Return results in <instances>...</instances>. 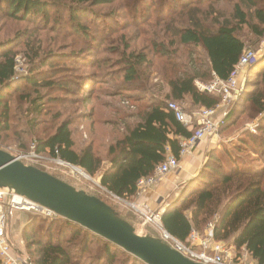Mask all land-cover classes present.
Masks as SVG:
<instances>
[{"label": "trees", "instance_id": "1", "mask_svg": "<svg viewBox=\"0 0 264 264\" xmlns=\"http://www.w3.org/2000/svg\"><path fill=\"white\" fill-rule=\"evenodd\" d=\"M117 1L120 0H70L69 4L63 5L60 0H0V9H5L10 18L34 23L33 26L18 31L11 40L0 41V143L9 141L11 119L14 117L12 92H18L21 86L17 84L24 82L19 98L26 104L24 123L29 129L28 135L36 138V152L49 153L52 157L81 167L91 177L98 176L99 184L108 193L130 201L138 193L139 181L152 176L156 168L166 160L169 151L180 158L181 140L191 137L198 127L197 124L189 127L178 121L174 112L169 110V103L176 102L186 113H194V110L198 111L204 107L215 108L221 102L220 94L200 90L197 82L209 84L216 78L227 81L233 75L236 65L248 48L246 41L238 33L239 29L248 26L249 31L255 36L254 43H258L264 37V0H235L232 18L225 15L219 18L214 12H205V15L198 18L189 10L188 21L180 18L179 26L175 25V20L165 21L167 23L165 30H173L175 33L167 43L161 42L155 46L161 48V54L168 57L165 64L167 73L164 76L167 91L162 96L152 95L149 102L142 105L143 97L140 94H127L122 100V105L127 110L136 108L137 111H116V114L122 118L113 121L124 122L125 129L120 137L115 138L105 147L100 148L94 140H82L81 134H75L74 123L68 118L62 119L61 112L53 113L51 119L44 122L51 125L50 131L38 132L37 127L42 124L47 109L44 89H60L69 93L74 89L53 79L66 68L60 63L52 67L53 60L58 59L57 57L64 58L69 54H61L44 46V41L38 34L41 25L37 21L43 18L49 22V10L53 8L67 9V18L72 27L88 40L91 38L90 31L80 19L91 13L86 9L87 5H108ZM181 3L187 11L188 4L192 2L182 0ZM62 19L63 16L58 14L56 22L59 23ZM22 43L25 44L30 70L28 75L17 80L16 57L19 50L15 46ZM177 44L187 48L201 47L204 51V59L189 51L188 61L183 62L176 51H170ZM82 52L83 50L78 53L72 52L68 57H74L71 58L72 61L79 59L84 61L83 55L75 57ZM84 63L93 66L100 64L98 60L96 64L92 60H85ZM117 64L123 65L124 82L120 88L106 92V95L111 97L122 95L121 89L130 91L126 85L142 77L140 69L143 66L150 69L153 65L148 55L143 52H128V54L124 52ZM45 67L51 68L42 72L41 69ZM248 69L253 77L249 82L247 80V90L241 94L242 97L236 98L233 113L240 107L246 106V110L241 114L249 112V119L263 115L264 121V52L249 65ZM103 73L95 71L84 77L72 78V83L79 88L78 91L84 92L82 101L87 106L91 105V109L83 117L91 120L92 124L95 123L97 103L101 98V93L95 88L94 82L106 83L110 75L111 78L116 79V73L111 74L108 71ZM142 78H144L143 82L149 83L151 80ZM58 100V98L52 99V101ZM187 100L192 107L190 110L183 105ZM93 101L95 102L92 103ZM141 106L144 107L140 110ZM233 113L230 112L223 120L219 129L221 132H225L233 121ZM132 118H136V122L128 123ZM235 123L236 121H233L231 125ZM258 129L260 132L264 131V124L259 125ZM241 141H243L242 149L254 145L250 137ZM261 147L260 150L255 148L259 150L257 156L260 157L261 164L248 160L241 154L242 151H234L237 157L229 154L232 158L226 152H221L218 158L223 160V155L229 157L226 163L211 158L209 165L203 166L191 179L188 187H184L182 195L187 197L174 200L165 208L162 221L166 230L186 242L193 229L204 233L209 221L219 214L214 225V238L232 243L239 251L245 247L256 264H263L264 138ZM36 167L46 171L40 166ZM50 174L69 183L63 176ZM88 194L106 202L120 218L135 228L130 219L122 215L110 200L98 194ZM187 210H190V215L187 214ZM28 215L30 218L23 226L25 236L23 240L33 264H83V255L87 253L91 254V264L103 262L104 264H145L114 243L62 216L49 217L35 213ZM75 248L78 252L73 254ZM94 251L97 254L92 256ZM0 264H2L1 260Z\"/></svg>", "mask_w": 264, "mask_h": 264}, {"label": "rangeland", "instance_id": "2", "mask_svg": "<svg viewBox=\"0 0 264 264\" xmlns=\"http://www.w3.org/2000/svg\"><path fill=\"white\" fill-rule=\"evenodd\" d=\"M61 4H69L70 0H60ZM182 0H120L108 5L92 6L87 5V8L91 13H88L86 17H82L81 23L88 26L91 34V38L86 40L82 37L76 30L72 27L67 15V9H51L49 22L40 18L37 22L41 25L38 32L39 36L44 41V46L47 48H52V50H57L61 54H71L72 52H79L83 50L81 55H76L75 57L84 56L85 60H92L96 64V60L100 62L99 66H95L84 63L83 59L77 61H72L71 58L74 57H57L54 59V65L61 64L66 66L62 73L54 76L53 79L56 82L64 83V86H72L74 91L69 93L66 90H50L45 88L46 92V103L47 109L45 115L42 119V124L37 127V131L42 133L44 131H50L51 125L44 123L51 119V116L55 112H61L63 114L62 119L68 118L74 123V131L76 135L81 134L82 140H94L98 146L105 147V145L111 143L115 138L120 137L124 132V122L118 123L117 121L122 117L116 114L117 110H127L126 107L122 105V100L127 97V94H136L143 97L142 104L149 102L152 95L162 96L167 91L166 82L164 79L167 73L165 64L167 61L166 56L161 54V48L155 46L157 43L165 42L174 35L173 30H165L167 28V23L165 21L172 20L175 22L176 26H179V19L184 20L189 19L188 11L195 13L198 18L205 15V12H214L219 18L226 17L232 18L233 6L235 0H191L192 3L188 4V10L182 7ZM190 8V9H189ZM94 12V13H92ZM61 15L64 19L60 22H56L57 16ZM162 18V19H161ZM188 21V20H187ZM34 23L29 21L20 22L9 17L5 9H0V41L3 42L7 39L11 40L18 31H22L25 28L33 26ZM48 24V25H47ZM239 35L247 43V50H252L257 53V56L262 55L264 52V37L258 42L254 43L255 36L249 31L248 26L241 27L239 29ZM3 40V41H2ZM19 50V54L16 57L17 69L16 79H20L22 76L28 75L30 70V63L27 55L25 54L26 48L25 44L15 46ZM127 50V51H126ZM170 51H176L181 57L182 61H188L189 51H193L194 55L204 59V51L201 47L190 48L184 47L181 44H177L175 48L170 49ZM126 52H143L148 55L152 62L150 69H146L143 66L140 70L142 72V77H146L148 82H143L144 78H140L133 83H128L126 86L130 88V91H124L121 89L122 95L119 96H107L106 92H112L114 89L120 88L123 84V72L122 64H117L120 61L123 53ZM71 56V55H70ZM51 67L42 68L41 71L49 70ZM108 71L116 73V79L108 78L106 83L97 84L94 82L95 88L101 93L100 101L97 103V114L95 116V123L92 124L91 120H86L83 115L91 109V105L87 106L86 103L82 101L84 92H79L77 85L72 83L73 77H84L89 73ZM120 74V76H118ZM253 77L252 72L247 71L243 79L240 81L242 86L243 94L247 87V80ZM255 78V77H254ZM86 80V78H85ZM85 82V81H83ZM208 83V82H207ZM20 85L18 92H12L11 102L14 108V117L11 119L12 127L9 133V141L1 142L0 149L10 152L12 155L19 157L22 155H30L36 152V138H32L28 135V127L24 123V109L26 108L25 102L21 101L20 92L23 90L25 83L17 84ZM249 90V89H248ZM240 94V98L242 95ZM237 97V98H239ZM53 98H58V101H52ZM95 100V99H94ZM134 102L133 100H130ZM93 101L92 103H94ZM104 102H107L104 104ZM183 105L188 109H192L190 101L187 100ZM235 101L228 107L227 115L223 116L224 111L222 108L219 109L215 120L220 125L223 120L228 116L230 112L233 113ZM125 107V108H124ZM144 106H141V110ZM138 109V111H139ZM246 110V106L237 109L234 114L233 121H236L234 125L231 124L226 128L225 132L219 130V134L211 137L213 143H210V148H207L203 154L202 161L198 167L197 174L202 169L203 166L209 165L211 158L214 157L216 161L224 163L229 161V157L223 155V160L219 159L221 152H226V154H232L234 157L236 153L234 151H242L241 154L246 156L250 161H254L256 164H261L260 157L257 156V152L262 148L261 142L264 138V131H259L258 126L263 125V115L258 116L254 119H249V112L244 115L241 114L242 111ZM129 111H137L136 108H132ZM196 111V110H194ZM242 115V117H241ZM240 119V120H239ZM115 122V123H114ZM136 118L128 120V123L134 124ZM252 135V136H251ZM250 137L254 141V145H248V149H242L243 138ZM80 142V141H79ZM258 148V149H255ZM247 152H244V151ZM42 157L38 160L21 159L27 165L40 166L50 173L63 176L69 183H71L78 190H84L88 193L98 194L104 198L110 200V202L118 209V211L128 217L130 221L136 228L139 235L142 236H152L160 238V232L154 224H151L145 220V218L132 206V203H137V205H142V203L137 201V198L132 200L119 199L114 195L108 193L99 184V177H91L85 170V174L77 172L72 167L61 165L57 162L55 157H52L49 153L40 154ZM230 156V155H229ZM231 157V156H230ZM232 158V157H231ZM184 159V158H183ZM224 161V162H223ZM225 162V163H226ZM106 166L107 163L105 162ZM212 169H214L212 167ZM172 174V173H171ZM169 174L168 176L159 180V183H168L170 188L164 192L159 193L153 202L152 208L155 211H160L166 208L168 203L171 204L174 200H179L184 196L182 191L188 187L191 179L196 176V174L191 177H185L182 175L180 177L172 178ZM175 174V173H173ZM218 176V175H216ZM170 177L172 179H170ZM187 194V193H185ZM160 196V197H159ZM161 198V199H159ZM183 198V199H184ZM159 199V200H158ZM182 199V200H183ZM156 200L158 201L156 203ZM161 200V202H160ZM138 205V206H139ZM170 206V205H169ZM141 207V206H139ZM190 215V210L186 211ZM22 222H25L30 215L27 212H23ZM30 214V213H29ZM219 214H216L208 223L217 222ZM12 219V217H11ZM9 220V232L12 220ZM21 224V223H20ZM17 227L14 233H9L10 238L19 245V248L23 254H27L30 258L31 256L27 253V245L23 239H25L23 226ZM207 227L205 229H207ZM206 231V230H205ZM201 232V231H200ZM92 241V240H91ZM232 242V241H229ZM73 254H76L77 249H73ZM96 251H94V256ZM80 253V252H79ZM26 256V255H25ZM91 254L87 253L83 255V264H91L90 260ZM78 259V258H77ZM104 264V262L102 263Z\"/></svg>", "mask_w": 264, "mask_h": 264}, {"label": "built area", "instance_id": "3", "mask_svg": "<svg viewBox=\"0 0 264 264\" xmlns=\"http://www.w3.org/2000/svg\"><path fill=\"white\" fill-rule=\"evenodd\" d=\"M257 58L256 52L246 50L236 65L233 75L227 81L216 78L209 84L197 82L200 90L221 95V102L215 108L209 109L204 107L194 113H186L178 103H169V110L174 112L178 121L189 127H193L194 124H197L198 127L191 137L181 140L180 158L169 151L166 160L156 168L155 173L139 181L137 195L141 194L146 188L158 184L159 180L170 173L178 170L182 159L191 154L199 142L219 134V123L216 122L215 116L218 110L222 108H224L223 116L227 115L229 106L242 92L241 79L247 73L249 65ZM41 157L40 154L33 152L30 155H22L17 158L19 160L28 158L38 160ZM56 160L59 164L72 167L77 172H80L81 175L87 177L81 167L72 165L59 158H56ZM138 205L137 203H132V206L147 222L157 227L160 232V239L193 261L202 264H256L252 255L245 247L239 251L232 243L216 240L213 234V223L209 224L204 233L193 229L188 240L183 242L166 230L162 221V214L165 208L155 211L147 203L139 205L141 207ZM166 206H169V203ZM19 212L44 214L49 217L58 216L53 210L42 206L30 198L16 191H9L6 188L0 187V260L2 264H33L31 258L27 254H25L26 256L23 254L19 245L8 234L9 218Z\"/></svg>", "mask_w": 264, "mask_h": 264}, {"label": "water", "instance_id": "4", "mask_svg": "<svg viewBox=\"0 0 264 264\" xmlns=\"http://www.w3.org/2000/svg\"><path fill=\"white\" fill-rule=\"evenodd\" d=\"M0 187L16 191L94 234L114 243L145 264H202L160 238L142 236L97 196L27 165L0 149Z\"/></svg>", "mask_w": 264, "mask_h": 264}, {"label": "crops", "instance_id": "5", "mask_svg": "<svg viewBox=\"0 0 264 264\" xmlns=\"http://www.w3.org/2000/svg\"><path fill=\"white\" fill-rule=\"evenodd\" d=\"M213 137V136H211ZM211 137H208L201 142L197 144V146L192 150V153L186 156L184 159L181 161V166L178 170L172 172L170 175L172 178L174 177H180L182 175H185V177H191L193 174H197L198 167L201 164L203 154L205 153L207 148H210L209 144L213 143L211 140ZM175 173V174H173ZM170 177V179H172ZM170 188V185L168 183H158L155 184L149 188H146L141 194L136 195L134 197L137 198V201L140 203H147L148 205L153 206V202L155 201V197L159 195V193L164 192ZM160 197V196H159ZM161 199V198H159ZM158 199V200H159ZM162 200V199H161ZM160 200V202H161ZM158 201L156 200V203ZM155 205V204H154ZM28 213V212H27ZM21 214H24L23 212L17 213L15 216L12 217V224L10 226V232H9V222H8V234L9 233H14L16 231L17 227H21L22 223L25 224V222H22V216ZM29 214V213H28ZM27 214V215H28ZM21 223V224H20Z\"/></svg>", "mask_w": 264, "mask_h": 264}, {"label": "bare ground", "instance_id": "6", "mask_svg": "<svg viewBox=\"0 0 264 264\" xmlns=\"http://www.w3.org/2000/svg\"><path fill=\"white\" fill-rule=\"evenodd\" d=\"M80 173V172H79Z\"/></svg>", "mask_w": 264, "mask_h": 264}]
</instances>
